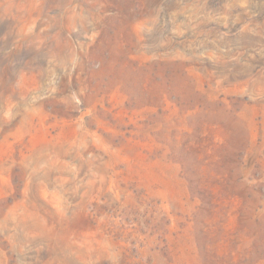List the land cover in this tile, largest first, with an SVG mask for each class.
<instances>
[{
	"label": "rangeland",
	"instance_id": "374dc122",
	"mask_svg": "<svg viewBox=\"0 0 264 264\" xmlns=\"http://www.w3.org/2000/svg\"><path fill=\"white\" fill-rule=\"evenodd\" d=\"M0 264H264V0H0Z\"/></svg>",
	"mask_w": 264,
	"mask_h": 264
}]
</instances>
